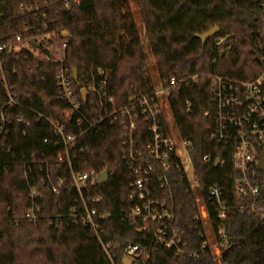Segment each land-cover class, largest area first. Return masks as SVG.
Here are the masks:
<instances>
[{"label": "trees", "instance_id": "16d2710c", "mask_svg": "<svg viewBox=\"0 0 264 264\" xmlns=\"http://www.w3.org/2000/svg\"><path fill=\"white\" fill-rule=\"evenodd\" d=\"M135 1L163 81L207 74L249 81L261 73L259 59L264 50L260 51L258 42L264 45V0ZM214 27L219 32L206 44L196 37ZM17 37H22V43H17ZM28 40L37 47L40 42L39 55L27 50L8 51L7 77L17 100L40 114L62 119L64 106L57 96L54 79L58 65L54 60L66 42L64 64L78 70L76 89L89 79L93 68H102L108 73V92L119 105L153 91L148 56L128 0H0V41L15 47ZM214 58L218 60L212 64ZM209 86L210 80L200 77L198 83L172 93L170 105L181 137L193 145V167L205 199L208 225L221 250L220 259L210 248H203L206 227L198 220L194 193L183 183L176 190L174 210L181 251L153 244L156 251L151 264H264V213L260 212L264 209V188L254 210L239 209L240 205L251 206L254 199L238 197L233 152L210 140L213 106ZM46 137L52 140L53 132L33 119L27 125L15 126L0 151V264H112L92 231L67 219L56 224L52 218L53 225L48 218L38 225L25 219L31 206V188L37 185L31 183V177L27 180L18 163L31 160L32 155L53 162L56 150L52 142L44 143ZM118 138L109 126L93 132L84 142L86 154H77V159L90 168H106L115 174L94 191L104 197L100 213L109 215L104 223L106 240L114 246L132 243L149 249L151 236L125 220L128 176ZM206 156L212 161L205 163ZM216 159L225 165L216 166ZM38 173L39 168H34L32 175ZM213 185L225 191L229 208L225 221L219 220L217 210L207 200L208 188ZM36 189V203L44 217L68 213L65 194L55 196L39 185Z\"/></svg>", "mask_w": 264, "mask_h": 264}, {"label": "built area", "instance_id": "2783aa9c", "mask_svg": "<svg viewBox=\"0 0 264 264\" xmlns=\"http://www.w3.org/2000/svg\"><path fill=\"white\" fill-rule=\"evenodd\" d=\"M16 41L22 43V37H17ZM221 43L220 40L217 45L221 46ZM37 44L38 47H34L28 40L22 46L13 47L0 41V151L15 126L27 125L33 119L44 123L53 132L52 140L46 137L44 143H53L56 150L54 161H41L32 155L31 160L24 159L18 164L22 166L27 180L31 177V183L44 187L55 196L65 194L69 199V209L66 215L44 217L41 206L36 203V186L31 188V206L24 216L28 222L38 225L48 218L49 224L53 225L51 220L55 218L56 224L60 219H67L75 226H82L95 234L112 264H124L125 260L131 264H151L154 260L152 253L156 251L153 244L180 252L181 241L177 240L174 229V210L176 190L181 184L186 183L194 193L200 212L198 220L205 227L209 216L193 167V145L179 133L170 96L184 86L198 83L200 77L210 80L213 106L212 121L208 127L210 140L233 152L234 168L238 174V197L254 199L251 206L244 204L239 209H255L260 191L264 188V171L258 169L264 155V53L259 59L261 73L253 80L207 74L163 81L158 74L156 78L153 76L152 92L138 94L128 103L119 105L108 92V73L102 68H93L83 86H78L79 89L74 87L73 71L64 64L66 42L54 60L58 65L54 79L57 96L64 106L62 119H57L21 104L7 77V52L27 50L38 56L40 42ZM258 44L263 51L264 45ZM217 60L214 58L212 64ZM49 61L52 62L51 58ZM83 91L87 92L86 102L82 97ZM107 126L119 135L120 159L128 176L125 220L138 232L151 236L152 246L149 249L132 243L114 246L106 240L108 234L104 223L109 215L100 213L104 197L96 196L94 191L106 185L115 174L112 175L106 168H90L88 163L77 159V154L85 155L87 152L86 137ZM203 160L209 163L212 158L206 156ZM219 160V166L223 167L225 162ZM34 168H39V173L32 175ZM106 172L109 173L107 182L99 183L100 176ZM206 197L217 210L219 220L225 221L229 208L224 189L213 185L208 188ZM260 212L263 214L264 209ZM220 235L226 237L223 231ZM206 237L207 243L203 248H210L213 253L207 234Z\"/></svg>", "mask_w": 264, "mask_h": 264}, {"label": "rangeland", "instance_id": "374dc122", "mask_svg": "<svg viewBox=\"0 0 264 264\" xmlns=\"http://www.w3.org/2000/svg\"><path fill=\"white\" fill-rule=\"evenodd\" d=\"M129 4L131 6V9L133 11V16H134V20L136 23V26L138 27L139 33H140V37H141V41H142V46L145 50V52L147 53L148 56V63H149V67L151 70L152 75L154 76V78L157 77L158 75V71L156 68V64H155V58L153 56L152 53V49H151V44L150 42L146 39L145 36V32H144V27H143V23H142V19L139 13V9L137 6V3L135 0H128ZM65 33V32H64ZM65 38H68L69 36H64ZM55 53H57V51L55 50ZM60 55V53H58V55H55V57L58 58V56ZM206 229H207V236H208V242L212 247V251L213 254L218 258V260L220 259V255H221V250L219 248V246L217 245V243L215 242V237L214 235L211 233L209 226L206 225Z\"/></svg>", "mask_w": 264, "mask_h": 264}, {"label": "water", "instance_id": "95a60500", "mask_svg": "<svg viewBox=\"0 0 264 264\" xmlns=\"http://www.w3.org/2000/svg\"><path fill=\"white\" fill-rule=\"evenodd\" d=\"M218 32H219V29L217 27H214V28H212L211 30H209L208 32H206L204 34L196 35V37L199 38L203 42V44H206L208 42V40L213 38ZM64 36H69V34L67 32H65ZM31 44L36 46V42H34V41H31ZM73 79H74L75 83L77 85H79V78H78V70L77 69L73 70ZM82 97H83L84 102H86V97H87V92L86 91L82 92ZM219 162H220V160L217 159L216 162H215V165L218 166ZM258 169L260 171H264V155L262 157V161H261L260 166L258 167ZM108 177H109V173L108 172L104 173L103 175L100 176L99 183L107 182ZM124 264H131V262L125 260Z\"/></svg>", "mask_w": 264, "mask_h": 264}]
</instances>
